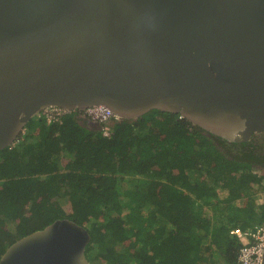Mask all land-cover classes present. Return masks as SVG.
Instances as JSON below:
<instances>
[{"label":"water","instance_id":"95a60500","mask_svg":"<svg viewBox=\"0 0 264 264\" xmlns=\"http://www.w3.org/2000/svg\"><path fill=\"white\" fill-rule=\"evenodd\" d=\"M92 105L249 141L264 131V0H0V149L49 106ZM90 238L58 218L0 264H90Z\"/></svg>","mask_w":264,"mask_h":264},{"label":"trees","instance_id":"16d2710c","mask_svg":"<svg viewBox=\"0 0 264 264\" xmlns=\"http://www.w3.org/2000/svg\"><path fill=\"white\" fill-rule=\"evenodd\" d=\"M77 113L34 116L0 149V256L69 218L91 236L90 264L236 263L229 230L264 223V131L229 142L152 109L105 137Z\"/></svg>","mask_w":264,"mask_h":264},{"label":"built area","instance_id":"2783aa9c","mask_svg":"<svg viewBox=\"0 0 264 264\" xmlns=\"http://www.w3.org/2000/svg\"><path fill=\"white\" fill-rule=\"evenodd\" d=\"M70 110L58 106H49L39 112L36 116L42 117L47 124L61 122L63 116L69 113ZM78 116L87 121L97 124L102 135L110 136V127L115 122L120 120L114 115L110 109L103 105H92L86 108L78 109ZM180 117H182L180 115ZM16 141L11 145L13 146ZM259 194V193H258ZM262 203L264 196L259 194ZM229 233L238 241L239 247L236 255L235 264H261L264 253V223H259L254 226H248L244 229L234 227L229 230Z\"/></svg>","mask_w":264,"mask_h":264},{"label":"crops","instance_id":"0c3cea01","mask_svg":"<svg viewBox=\"0 0 264 264\" xmlns=\"http://www.w3.org/2000/svg\"><path fill=\"white\" fill-rule=\"evenodd\" d=\"M86 122H87V120H86ZM88 124V123H87ZM90 126V125H89ZM91 126H94V127H99L97 124H95V123H92V125ZM90 126V127H91ZM100 128V127H99ZM263 199V198H262ZM262 199L260 198V196H259V194H257L255 197H254V203L256 204V205H260L261 203V201H262Z\"/></svg>","mask_w":264,"mask_h":264},{"label":"flooded vegetation","instance_id":"af4514ba","mask_svg":"<svg viewBox=\"0 0 264 264\" xmlns=\"http://www.w3.org/2000/svg\"><path fill=\"white\" fill-rule=\"evenodd\" d=\"M259 134H260V132H258V133H254V134L252 135L251 139H250L249 141H247V142H251L252 138H256V137L260 136Z\"/></svg>","mask_w":264,"mask_h":264},{"label":"clouds","instance_id":"9594fccd","mask_svg":"<svg viewBox=\"0 0 264 264\" xmlns=\"http://www.w3.org/2000/svg\"><path fill=\"white\" fill-rule=\"evenodd\" d=\"M17 141V140H16Z\"/></svg>","mask_w":264,"mask_h":264},{"label":"rangeland","instance_id":"374dc122","mask_svg":"<svg viewBox=\"0 0 264 264\" xmlns=\"http://www.w3.org/2000/svg\"><path fill=\"white\" fill-rule=\"evenodd\" d=\"M260 194V193H259Z\"/></svg>","mask_w":264,"mask_h":264}]
</instances>
